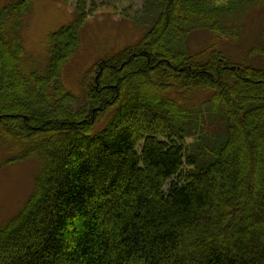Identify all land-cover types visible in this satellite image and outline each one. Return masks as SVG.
I'll list each match as a JSON object with an SVG mask.
<instances>
[{"label": "trees", "instance_id": "obj_1", "mask_svg": "<svg viewBox=\"0 0 264 264\" xmlns=\"http://www.w3.org/2000/svg\"><path fill=\"white\" fill-rule=\"evenodd\" d=\"M33 1L0 9V168L41 159L33 196L0 229V264H264V68L188 42L226 36L264 0H144L155 24L101 62L78 110L62 75L85 3L50 37L41 77L18 34Z\"/></svg>", "mask_w": 264, "mask_h": 264}, {"label": "rangeland", "instance_id": "obj_2", "mask_svg": "<svg viewBox=\"0 0 264 264\" xmlns=\"http://www.w3.org/2000/svg\"><path fill=\"white\" fill-rule=\"evenodd\" d=\"M18 1L0 0V9ZM80 1L85 3L87 22L79 28V48L62 75L63 86L76 97L72 103L75 110L86 108V87L94 83L101 62L139 44L159 15L151 5L147 10L144 0H34L18 29L28 71L45 76L51 60L50 37L78 25ZM92 12L95 14L90 16ZM224 26L230 31L224 37L205 30L194 32L188 41L191 52L215 47L231 62L264 68L260 56L264 53V2L226 20ZM204 113V135L211 138L218 128ZM40 166L41 159L32 156L0 168V229L16 219L33 196ZM170 186L168 182L166 191Z\"/></svg>", "mask_w": 264, "mask_h": 264}]
</instances>
